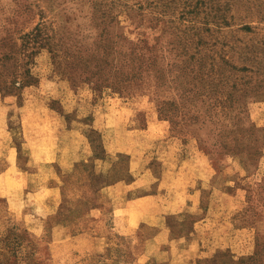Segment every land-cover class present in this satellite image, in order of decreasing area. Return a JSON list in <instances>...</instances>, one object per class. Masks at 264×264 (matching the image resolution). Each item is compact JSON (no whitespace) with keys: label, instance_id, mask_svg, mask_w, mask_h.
Returning <instances> with one entry per match:
<instances>
[{"label":"rangeland","instance_id":"rangeland-1","mask_svg":"<svg viewBox=\"0 0 264 264\" xmlns=\"http://www.w3.org/2000/svg\"><path fill=\"white\" fill-rule=\"evenodd\" d=\"M30 157L0 264H264V0H0V168Z\"/></svg>","mask_w":264,"mask_h":264},{"label":"crops","instance_id":"crops-1","mask_svg":"<svg viewBox=\"0 0 264 264\" xmlns=\"http://www.w3.org/2000/svg\"><path fill=\"white\" fill-rule=\"evenodd\" d=\"M4 163V166L0 168V183L3 182L4 184H0V199L5 200L7 204V208L11 212H19L17 211L13 206L12 203L16 196L13 195L12 190H9L7 188V183H11L14 185V182H20L22 181L21 178L26 182L19 190L23 193L22 199L27 195V193H30L29 190V183L34 181V179L38 176V173L41 171L39 167H43L48 164V162H54V161H45L42 157L37 159L34 157H30L28 161H2ZM48 189L51 190V193L46 197L48 201H42L40 203L41 205V211L37 210L35 217L33 220L36 222L37 220H41V228L39 230H44L45 223L48 219V217L55 214L58 210L59 206V187L56 184H51ZM31 189V188H30ZM50 196V197H49ZM25 214L27 212H24ZM31 213V212H30ZM12 214V213H11ZM38 215V216H37ZM39 217V218H38ZM38 223V221L36 222ZM30 230H37L36 227H27ZM38 234V232L36 233Z\"/></svg>","mask_w":264,"mask_h":264}]
</instances>
